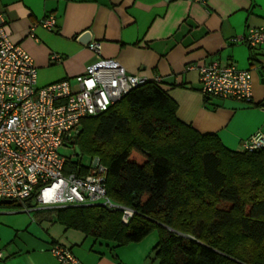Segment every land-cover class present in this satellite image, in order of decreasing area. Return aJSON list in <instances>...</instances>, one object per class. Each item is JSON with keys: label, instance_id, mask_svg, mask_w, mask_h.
Returning <instances> with one entry per match:
<instances>
[{"label": "crops", "instance_id": "1", "mask_svg": "<svg viewBox=\"0 0 264 264\" xmlns=\"http://www.w3.org/2000/svg\"><path fill=\"white\" fill-rule=\"evenodd\" d=\"M0 13L11 41L33 57L39 86L73 78L100 57L114 58L129 73L161 77L178 118L217 134L227 148L241 151L252 135L264 133V43L251 49L241 41L249 28L264 26V0H0ZM50 15L52 29L41 23ZM93 41L101 42L100 54L89 48ZM213 62L250 70L252 100L205 95L199 69ZM28 204L31 210L3 204L16 209L0 211V264H60L52 252L57 244L84 264H160L156 230L121 245L59 223L60 208Z\"/></svg>", "mask_w": 264, "mask_h": 264}, {"label": "trees", "instance_id": "2", "mask_svg": "<svg viewBox=\"0 0 264 264\" xmlns=\"http://www.w3.org/2000/svg\"><path fill=\"white\" fill-rule=\"evenodd\" d=\"M162 82L83 119L72 141L101 157L109 196L133 218L125 224L121 211L94 205L56 209L58 222L121 245L156 230L160 264H264V147L231 150L184 123ZM70 172L87 169L68 159Z\"/></svg>", "mask_w": 264, "mask_h": 264}, {"label": "built area", "instance_id": "3", "mask_svg": "<svg viewBox=\"0 0 264 264\" xmlns=\"http://www.w3.org/2000/svg\"><path fill=\"white\" fill-rule=\"evenodd\" d=\"M41 23L52 29L56 20L50 15ZM241 41L253 48L260 46L264 26L249 28ZM89 48L100 54L101 42L93 41ZM199 70L205 95L252 100L250 70L239 69L233 62H213ZM149 80L162 81L159 76L129 73L117 59L100 57L73 78L39 86L33 57L11 41L8 19L0 13V200L10 199L26 210L33 208L29 201L35 202V208L100 205L121 211L122 221L129 223L136 211L109 196L108 167L101 157H91L85 174H65L68 157L60 149L72 143L83 119L105 112ZM263 147L260 131L243 144V150L249 151ZM52 252L60 264H84L63 245L53 246Z\"/></svg>", "mask_w": 264, "mask_h": 264}, {"label": "rangeland", "instance_id": "4", "mask_svg": "<svg viewBox=\"0 0 264 264\" xmlns=\"http://www.w3.org/2000/svg\"><path fill=\"white\" fill-rule=\"evenodd\" d=\"M74 134H75V132L73 133V135ZM60 151L65 157L71 158V160H79L80 163L84 166H88L91 162V157H92L91 154H89L87 152H81V153L77 154L76 147L74 148L70 144H65L64 146H62ZM14 209H16V207L14 205L0 204V211H4V210L13 211Z\"/></svg>", "mask_w": 264, "mask_h": 264}, {"label": "water", "instance_id": "5", "mask_svg": "<svg viewBox=\"0 0 264 264\" xmlns=\"http://www.w3.org/2000/svg\"><path fill=\"white\" fill-rule=\"evenodd\" d=\"M82 37H83V38H87L88 35L85 34V33H83ZM82 37H81V38H82ZM76 149H77V153H80V149H79L78 145H76ZM11 202H12V201H11L10 199H4V200L1 201V203H3V204H10Z\"/></svg>", "mask_w": 264, "mask_h": 264}]
</instances>
